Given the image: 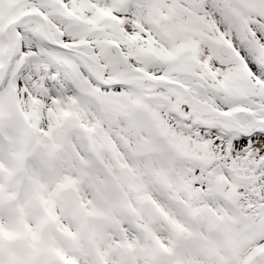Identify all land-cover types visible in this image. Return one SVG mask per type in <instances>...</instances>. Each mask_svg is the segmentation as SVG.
<instances>
[{"label": "snow or ice", "instance_id": "obj_1", "mask_svg": "<svg viewBox=\"0 0 264 264\" xmlns=\"http://www.w3.org/2000/svg\"><path fill=\"white\" fill-rule=\"evenodd\" d=\"M0 264H264V0H0Z\"/></svg>", "mask_w": 264, "mask_h": 264}]
</instances>
